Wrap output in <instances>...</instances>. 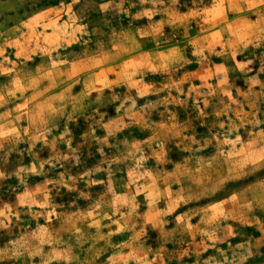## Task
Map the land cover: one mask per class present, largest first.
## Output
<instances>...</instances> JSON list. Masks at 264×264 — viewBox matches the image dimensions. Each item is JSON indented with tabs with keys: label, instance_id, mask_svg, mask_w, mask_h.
<instances>
[{
	"label": "rangeland",
	"instance_id": "rangeland-1",
	"mask_svg": "<svg viewBox=\"0 0 264 264\" xmlns=\"http://www.w3.org/2000/svg\"><path fill=\"white\" fill-rule=\"evenodd\" d=\"M0 264H264V0H0Z\"/></svg>",
	"mask_w": 264,
	"mask_h": 264
}]
</instances>
